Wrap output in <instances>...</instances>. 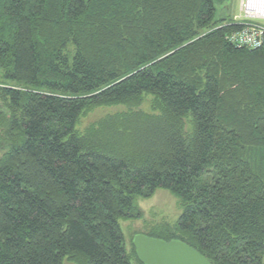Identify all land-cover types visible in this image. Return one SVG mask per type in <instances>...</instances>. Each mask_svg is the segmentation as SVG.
Returning <instances> with one entry per match:
<instances>
[{
	"label": "trees",
	"instance_id": "obj_1",
	"mask_svg": "<svg viewBox=\"0 0 264 264\" xmlns=\"http://www.w3.org/2000/svg\"><path fill=\"white\" fill-rule=\"evenodd\" d=\"M222 1L0 0V264H142L121 222L159 190L180 217L144 235L264 264V41Z\"/></svg>",
	"mask_w": 264,
	"mask_h": 264
},
{
	"label": "rangeland",
	"instance_id": "obj_2",
	"mask_svg": "<svg viewBox=\"0 0 264 264\" xmlns=\"http://www.w3.org/2000/svg\"><path fill=\"white\" fill-rule=\"evenodd\" d=\"M242 1L243 0H225L222 1V3H217L219 16H229L228 19L235 22L244 20V14L241 12ZM257 22L264 24V21L261 19H257ZM152 102V98L146 99L145 104L139 111L147 113L151 112ZM126 111L127 108L123 106L95 109L88 112L87 115L81 119L78 130L80 132H84L87 128L98 123L106 116H113ZM2 130L3 128L0 127V157L9 148V143L2 140L4 133ZM138 205L143 215L142 219L137 221L121 222L128 250L131 249V242L133 241L134 235L137 233L144 234L149 232L153 227H161L165 225L170 229H174L180 217L179 206L176 198L165 190H159L149 199L140 200Z\"/></svg>",
	"mask_w": 264,
	"mask_h": 264
},
{
	"label": "water",
	"instance_id": "obj_3",
	"mask_svg": "<svg viewBox=\"0 0 264 264\" xmlns=\"http://www.w3.org/2000/svg\"><path fill=\"white\" fill-rule=\"evenodd\" d=\"M133 245L142 264H211L198 250L180 240L167 242L139 234Z\"/></svg>",
	"mask_w": 264,
	"mask_h": 264
},
{
	"label": "built area",
	"instance_id": "obj_4",
	"mask_svg": "<svg viewBox=\"0 0 264 264\" xmlns=\"http://www.w3.org/2000/svg\"><path fill=\"white\" fill-rule=\"evenodd\" d=\"M255 0H243L241 12L244 20H240L243 29L228 37V41L237 48L249 50L260 49L264 41V24L257 22V19L264 21V0L254 4Z\"/></svg>",
	"mask_w": 264,
	"mask_h": 264
},
{
	"label": "bare ground",
	"instance_id": "obj_5",
	"mask_svg": "<svg viewBox=\"0 0 264 264\" xmlns=\"http://www.w3.org/2000/svg\"><path fill=\"white\" fill-rule=\"evenodd\" d=\"M261 2V0H255L254 4H259Z\"/></svg>",
	"mask_w": 264,
	"mask_h": 264
}]
</instances>
